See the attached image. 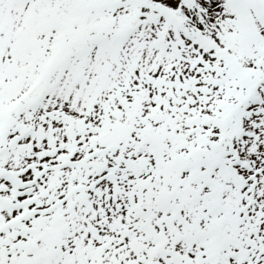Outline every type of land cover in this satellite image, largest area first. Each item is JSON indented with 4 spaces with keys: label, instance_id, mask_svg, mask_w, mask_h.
I'll use <instances>...</instances> for the list:
<instances>
[{
    "label": "snow or ice",
    "instance_id": "obj_1",
    "mask_svg": "<svg viewBox=\"0 0 264 264\" xmlns=\"http://www.w3.org/2000/svg\"><path fill=\"white\" fill-rule=\"evenodd\" d=\"M0 264H264V0H0Z\"/></svg>",
    "mask_w": 264,
    "mask_h": 264
}]
</instances>
